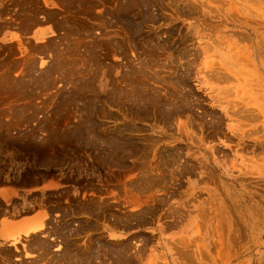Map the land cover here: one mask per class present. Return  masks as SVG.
<instances>
[{
    "label": "rangeland",
    "instance_id": "obj_1",
    "mask_svg": "<svg viewBox=\"0 0 264 264\" xmlns=\"http://www.w3.org/2000/svg\"><path fill=\"white\" fill-rule=\"evenodd\" d=\"M86 263L264 264V0H0V264Z\"/></svg>",
    "mask_w": 264,
    "mask_h": 264
},
{
    "label": "crops",
    "instance_id": "obj_2",
    "mask_svg": "<svg viewBox=\"0 0 264 264\" xmlns=\"http://www.w3.org/2000/svg\"><path fill=\"white\" fill-rule=\"evenodd\" d=\"M39 220H40V214H37V215H35V216H33V217H31V218H26V219H17V220H15V222L12 224V225H16V226H20V227H26V225L27 224H29V223H40L39 222Z\"/></svg>",
    "mask_w": 264,
    "mask_h": 264
},
{
    "label": "bare ground",
    "instance_id": "obj_3",
    "mask_svg": "<svg viewBox=\"0 0 264 264\" xmlns=\"http://www.w3.org/2000/svg\"><path fill=\"white\" fill-rule=\"evenodd\" d=\"M81 64V63H80ZM73 65V64H72ZM139 65V64H138ZM60 66V65H59ZM63 68V67H62ZM61 68V69H62ZM74 68V67H73ZM82 69V68H81ZM68 70H69V68H68ZM58 71H60V70H58ZM62 72V71H61ZM65 72V71H64ZM47 73V72H46ZM63 73V72H62ZM78 73H80V71L78 72ZM32 75V74H31ZM92 75V74H91ZM40 76V75H39ZM141 76V75H140ZM56 78V77H55ZM60 78V77H59ZM138 78V77H137ZM144 78V77H143ZM27 79V78H26ZM72 78H70V80H71ZM139 79H141V78H139ZM65 80V79H64ZM69 80V79H68ZM63 81V80H62ZM11 82V81H10ZM14 83H16V82H14ZM75 83V82H74ZM171 84V83H170ZM11 85V84H10ZM29 85H31V84H29ZM180 86V85H179ZM37 87V86H36ZM118 87V86H117ZM125 87V86H124ZM41 89V88H40ZM172 89V88H171ZM30 91V90H29ZM123 92V91H122ZM130 104V103H129ZM176 106V105H175ZM169 107V106H168ZM25 111V110H24ZM88 122V121H87ZM101 145V144H100ZM140 154V153H139ZM182 159V158H181ZM142 160V159H141ZM148 167V166H147ZM144 170V169H143ZM139 174V173H138ZM142 174V173H141ZM161 174V173H160ZM148 175V174H147ZM140 177V176H139ZM147 181V180H146ZM128 185V184H127ZM135 187V186H134ZM138 189V188H137ZM111 219V218H110ZM6 231H8L7 230V228H6ZM50 245V244H49ZM87 248V247H86ZM29 249V248H28ZM34 249V248H33ZM24 250V249H23ZM38 250V249H37ZM120 251V250H119ZM41 253V252H40ZM43 253V252H42ZM62 253V252H61ZM79 255V254H78ZM90 255V254H89ZM45 256V255H44ZM70 256V255H69ZM121 256V255H120ZM126 256V255H125ZM64 258V257H63ZM70 259V258H69ZM72 260V259H71ZM71 260H70V262H71ZM94 260V259H93ZM98 260V259H97ZM110 260V259H109ZM39 261H40V259H39ZM54 261V260H53ZM35 262V261H34ZM59 262V261H58ZM113 262V261H112ZM36 263V262H35ZM49 263V262H48ZM87 264V263H86Z\"/></svg>",
    "mask_w": 264,
    "mask_h": 264
}]
</instances>
